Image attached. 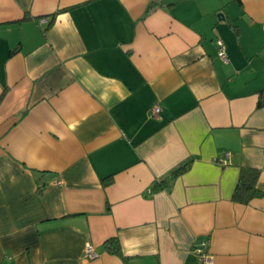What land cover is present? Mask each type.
I'll return each mask as SVG.
<instances>
[{
    "label": "crops",
    "instance_id": "obj_1",
    "mask_svg": "<svg viewBox=\"0 0 264 264\" xmlns=\"http://www.w3.org/2000/svg\"><path fill=\"white\" fill-rule=\"evenodd\" d=\"M201 240L264 264V0H0V264H200Z\"/></svg>",
    "mask_w": 264,
    "mask_h": 264
},
{
    "label": "trees",
    "instance_id": "obj_2",
    "mask_svg": "<svg viewBox=\"0 0 264 264\" xmlns=\"http://www.w3.org/2000/svg\"><path fill=\"white\" fill-rule=\"evenodd\" d=\"M52 22V21H51ZM189 167V162L182 164L181 166L172 170V176H178L183 173ZM259 171L255 168H246L243 167L240 169L239 178L237 185L232 194V200L242 204H248L251 199L260 197L262 191L258 189L256 183L258 179ZM111 182V176L106 178L103 184H109ZM164 186L163 183H155L152 190H158ZM105 247L107 251L112 254L119 256L122 260H126V257L123 255L119 242L116 237L109 238L105 241Z\"/></svg>",
    "mask_w": 264,
    "mask_h": 264
},
{
    "label": "built area",
    "instance_id": "obj_3",
    "mask_svg": "<svg viewBox=\"0 0 264 264\" xmlns=\"http://www.w3.org/2000/svg\"><path fill=\"white\" fill-rule=\"evenodd\" d=\"M217 55L223 62H227L228 58L225 52L224 42L222 39L218 38L217 41ZM160 111L159 105H154L151 110L152 116H157ZM223 164L226 163L225 160H220ZM59 184L62 181H57ZM193 252L200 262V264H212V258L209 253V243L207 240H201L193 246ZM85 256L89 259L95 258L97 256L94 251L93 246L90 243H87L85 246Z\"/></svg>",
    "mask_w": 264,
    "mask_h": 264
}]
</instances>
